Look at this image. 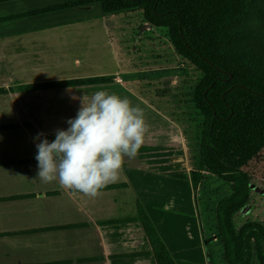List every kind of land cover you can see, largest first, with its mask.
<instances>
[{"label":"crops","instance_id":"0c3cea01","mask_svg":"<svg viewBox=\"0 0 264 264\" xmlns=\"http://www.w3.org/2000/svg\"><path fill=\"white\" fill-rule=\"evenodd\" d=\"M54 1L0 0V19L18 15L0 20V264H155L139 222L131 219L137 202L174 259L216 264L206 249L197 198L201 180L213 175L201 171L193 190L188 176L198 157L192 158L182 124L169 113L176 94L189 87L186 74L177 70L184 63L178 56L176 63L154 60L140 68L87 62L86 68L97 70L68 75L67 51L94 49L108 29L107 14L78 15L85 8L79 6L24 15L60 5ZM141 25L152 31L140 20ZM91 76L112 80L53 90L22 88ZM98 90L128 97L144 110L150 130L139 154L126 159L119 179L93 199L38 180L35 138L44 133L53 141L57 130H67V121L76 117L82 99ZM56 91L67 92L66 98ZM212 241L219 242L217 235Z\"/></svg>","mask_w":264,"mask_h":264},{"label":"trees","instance_id":"16d2710c","mask_svg":"<svg viewBox=\"0 0 264 264\" xmlns=\"http://www.w3.org/2000/svg\"><path fill=\"white\" fill-rule=\"evenodd\" d=\"M263 0H74L47 9H71L96 3L103 14L139 12L142 24L149 30L162 29L175 55L194 68L200 77L191 90L190 102L202 119L197 138V169L189 172L196 189L201 171L231 185L229 198L218 202L213 210L215 230L225 264H251L253 256L264 264V226L246 222L237 229L233 215L248 200L249 181L246 173L223 163L217 156V136L234 131L243 117L244 107L264 138V72L243 61L235 48L236 26L250 14L261 10ZM23 15V16H24ZM10 16L0 20L14 18ZM111 76H91L26 85L25 90H53L80 85L107 83ZM184 178L187 179L186 176ZM131 219L139 222L155 264H182L174 259L157 234L145 210L137 202Z\"/></svg>","mask_w":264,"mask_h":264},{"label":"rangeland","instance_id":"374dc122","mask_svg":"<svg viewBox=\"0 0 264 264\" xmlns=\"http://www.w3.org/2000/svg\"><path fill=\"white\" fill-rule=\"evenodd\" d=\"M55 1L54 3L62 5L74 0ZM77 13L78 15L83 14L86 16L99 13L105 15L96 3L85 6L84 10ZM104 21L108 29L106 34H102L99 40H96L94 49L87 48L86 54L77 51L76 48H70L67 51L68 75L82 73L84 70L86 72L97 70L96 68H86L87 62L92 66L102 65L104 67L105 65L106 68L113 66L114 63L140 68L147 66L154 60L163 64L176 63L177 55H175L169 45L164 30L144 31L142 25L140 26L139 12H123L110 16L107 14ZM86 29V31H89L88 29L91 28L86 25ZM235 29L238 34L235 48L239 55L243 54L242 60L248 62L249 65L261 73L264 72V0L261 3V10L250 14ZM107 40L109 43H107ZM74 60H77L78 64H75ZM179 61L181 60L179 59ZM78 67L80 70H78ZM177 70H181V72L186 74L189 82H185V84L187 83L189 87L187 89L184 86L185 89L180 94H176L175 107L173 106L174 112L169 111V113L174 115L175 120L182 124L183 131L187 136L189 145H191L192 158L197 160L199 150L198 146L195 147V145L197 144L202 119L190 102V94L200 74L185 63L183 67ZM143 76L148 78L150 74L146 73ZM143 76L141 75L140 77ZM128 80L132 83L136 82L132 76H128ZM54 93L59 95L57 97L62 96L63 98H66L67 95V92L56 91ZM59 99H55L54 102L57 103ZM159 105L161 106L160 102ZM216 150L218 157L223 163L246 173L249 181L248 200L232 217L234 227L237 229L246 222H258L264 226V138L256 130L247 106L244 107L240 125L234 131L218 134ZM201 183L197 198L201 211V222L205 233H207L206 236H208L206 249L216 264H224L220 243L212 241V236L216 237L213 210L218 202L230 197L231 185L215 176L208 177L206 175L201 180ZM251 264H259L255 256H253Z\"/></svg>","mask_w":264,"mask_h":264},{"label":"clouds","instance_id":"9594fccd","mask_svg":"<svg viewBox=\"0 0 264 264\" xmlns=\"http://www.w3.org/2000/svg\"><path fill=\"white\" fill-rule=\"evenodd\" d=\"M67 124L51 142L44 133L35 138L37 178L93 199L119 179L126 159L139 154L150 130L141 107L105 90L95 91L87 101L83 98Z\"/></svg>","mask_w":264,"mask_h":264},{"label":"water","instance_id":"95a60500","mask_svg":"<svg viewBox=\"0 0 264 264\" xmlns=\"http://www.w3.org/2000/svg\"><path fill=\"white\" fill-rule=\"evenodd\" d=\"M148 26V25H147ZM149 27V26H148Z\"/></svg>","mask_w":264,"mask_h":264}]
</instances>
